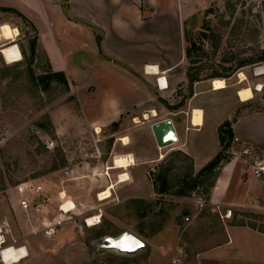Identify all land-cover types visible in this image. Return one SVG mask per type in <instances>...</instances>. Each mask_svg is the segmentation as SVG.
Wrapping results in <instances>:
<instances>
[{
    "label": "rangeland",
    "instance_id": "1",
    "mask_svg": "<svg viewBox=\"0 0 264 264\" xmlns=\"http://www.w3.org/2000/svg\"><path fill=\"white\" fill-rule=\"evenodd\" d=\"M3 23L18 30L13 44L21 54V60L7 63L0 53V222L9 241L17 244L28 241L34 249V242L51 240L31 237L25 212L17 206L16 185L28 180L40 184L49 200L30 212L52 220L61 203L58 193L71 184L73 194L82 202L78 210L66 215L69 238L62 249L70 254L69 262H54L49 252L38 250L36 264H84L86 261L87 264H195L196 243L218 230L215 215L199 203L208 201L220 166L212 173L196 176L199 171L195 172L190 161L178 153L182 151L175 149L176 142L159 148L158 152L165 155L158 163L128 169L129 179L125 182L128 190L119 192L118 187L117 194L111 195L112 187H104L103 183L113 182L120 171L109 174L110 177L101 175L108 173L103 167L111 166L114 156L128 152V144L123 151L119 139L128 138L130 133V147L137 151L140 159L146 160L152 156L155 146L150 134L137 126L140 123L118 121L99 131L100 138L93 137L91 123L77 117L79 108L68 94V86L55 80L45 85L39 80L51 72L44 69L42 59L35 62L34 28L16 12L0 8V25ZM185 32V47L191 44L195 48L190 60L185 59V71L188 67H199L202 78L213 70L227 76L226 69L234 68L243 59L257 58L264 51V0H206L202 18ZM9 43L10 40L0 37V47ZM260 63L263 62L235 69L224 78L227 88L211 95L214 100L230 104L235 101L233 119L243 113L264 111V75L253 77L251 71ZM239 73L245 75L242 82H239ZM240 87L239 99L249 101L241 103L236 97L235 91ZM191 92L190 84L181 82L168 97L158 96L161 111L183 104ZM201 114L200 110H194V124L200 123ZM110 134L114 136L109 137ZM230 146L221 151L228 160ZM171 148L174 149L169 150ZM241 151L239 166L242 174L247 175L261 157L256 149ZM83 162L101 169L87 171L90 177L85 181H71L81 176L73 169L82 167ZM162 168H169L166 173L171 188L159 194L154 191L152 175ZM101 177H105L104 181ZM193 184L195 187L189 188ZM179 191H183V195ZM124 197L127 199L121 200ZM229 209V223L245 222L264 230V209ZM95 215L99 216V224L86 226L85 220ZM126 232L142 241L144 247L133 255L103 247L104 236L117 237ZM57 254L61 253L57 250L53 258Z\"/></svg>",
    "mask_w": 264,
    "mask_h": 264
},
{
    "label": "crops",
    "instance_id": "2",
    "mask_svg": "<svg viewBox=\"0 0 264 264\" xmlns=\"http://www.w3.org/2000/svg\"><path fill=\"white\" fill-rule=\"evenodd\" d=\"M205 4L206 0H0V8L15 10L34 28L35 62L42 59L47 72L65 75L68 94L73 96L79 108L77 117L91 123L93 137L100 138L97 128L101 131L113 122L128 121V124L140 123L137 126L146 129L153 139L152 156L142 160L129 145L132 140L129 133L128 141L121 143L123 151L128 144V152L120 155L131 157L130 165L114 168L105 164L103 171L108 173L101 176L110 177L109 174L120 171L113 182L103 183L104 187H112L111 195L117 194L118 187L121 188L119 192L128 190L125 183L129 179L128 169H139L142 164L153 165L164 157V153L158 152L151 131L154 122L171 120L177 135L175 149L188 155L193 170L198 172L221 150L218 127L225 120L231 121L233 140L228 151L231 156L221 164L208 201L199 203L215 215L218 230L196 243L193 260L195 264H264V232L246 223H229L228 218H220L218 214L231 207L253 211L264 209V175L254 179L251 173L243 175L239 166L241 149L243 152L256 149L260 161L264 162V111L243 113L233 119L235 101L230 104L211 97L227 88L226 84L223 89H214V79L194 82L192 92L183 104L163 112L157 98L168 97L179 83L186 82L185 31L198 24ZM241 88L235 95L244 103L249 100L239 99L237 93ZM70 108L67 106L68 111ZM195 109L202 112L197 124L193 123ZM94 169L101 168L83 162L82 167L73 169L81 176L71 181H85L90 177L87 171ZM71 189L68 184L61 191L68 194L71 207L74 205L78 210L82 201ZM32 209L35 208L31 207L25 213L31 237L51 240L34 242V249L28 241L19 243L26 247L27 256L11 264H36L38 250L49 252V258L54 262H69L70 254L62 249L69 238L68 223L52 236L33 235L31 226L40 228L45 218L30 212ZM57 250L61 254L53 258Z\"/></svg>",
    "mask_w": 264,
    "mask_h": 264
},
{
    "label": "built area",
    "instance_id": "3",
    "mask_svg": "<svg viewBox=\"0 0 264 264\" xmlns=\"http://www.w3.org/2000/svg\"><path fill=\"white\" fill-rule=\"evenodd\" d=\"M259 88H261V86H259ZM151 171L153 172V169H151ZM251 175L254 179H261L263 177V161H257L254 164L251 170ZM14 190L17 197V206L25 213L31 207L39 209L49 200L48 195L43 189V187L33 180L23 181L19 183L14 187ZM61 192L63 191H60L58 193L61 203L57 207L56 215L53 217L52 220H43L41 222L40 228L31 226V233L33 235L42 234L47 237L52 236L61 228L63 224L66 223V215L72 212L75 209V206L73 205V208L70 207L66 210L63 209L62 206L65 205L69 200L67 199L66 195H64V197H61ZM218 214L220 218H229L231 216V209L227 208L222 214H220L219 212ZM5 254L9 255L5 257ZM14 255H17V258L13 259L12 256ZM26 256V247L24 245L17 244L16 241L10 242L4 224L0 222V262L3 264H11L15 261H18L20 258H24Z\"/></svg>",
    "mask_w": 264,
    "mask_h": 264
},
{
    "label": "trees",
    "instance_id": "4",
    "mask_svg": "<svg viewBox=\"0 0 264 264\" xmlns=\"http://www.w3.org/2000/svg\"><path fill=\"white\" fill-rule=\"evenodd\" d=\"M60 1L66 2L68 0H60ZM5 9H7V8H5ZM8 10L16 12L15 10H12V9H8ZM16 13L19 14V16L22 18L23 21L28 22L27 19L25 17H23L20 13H18V12H16ZM212 35L219 38V36L216 34L212 33ZM98 43H99V37H98ZM32 46H34V44H32ZM192 50H195V48L191 44L189 45V47H187V46L185 47V49H184L185 59L190 60ZM33 52H34V49L32 48V53ZM256 62H264V51L261 52L257 58L243 59V60L239 61L234 68L230 67L226 70H228L229 75H231L235 69L243 67V66H247L250 64H254ZM192 70H194V72H192ZM229 75H227V76L221 75L218 72L213 70L209 75H205L202 78L199 74V67L198 68L197 67L196 68L195 67H188L185 71L186 82H188V84H190V86H192V84L194 82H198V81H202V80H206V79H211V80L212 79H224L225 77H228ZM39 80L41 82H45V85H49V83L52 80H55V81H60L63 84H65L66 86H68L65 75L63 73H60V72H51L44 77H40ZM114 123L115 122H113L112 124H114ZM218 138H219L220 145L222 146V149L218 152V154L211 161H209L204 167H202L201 170H199V172L197 173L196 176H199V175L206 173V172L212 173V172H214V170L216 168L221 166V164L228 161L227 157H225V155H222L221 151L225 150V147L228 148L230 146V141L233 139V131L231 128V121L225 120L218 127ZM224 141H225V143H224ZM178 153L180 155L184 156L186 159H188L190 161L191 166H192V160L188 155H186L183 152H178ZM168 170H169V168H162L157 174L152 175V178L154 181L153 188H154V191L156 193L163 194L171 188V185H170V182L168 179V175L166 173ZM195 185L196 184H193L189 188H193V187H195ZM179 194L183 195V191H179ZM238 223L239 224H245V222H238ZM248 226L255 228L261 232H264V230L258 229L256 227H254L253 225L248 224Z\"/></svg>",
    "mask_w": 264,
    "mask_h": 264
},
{
    "label": "water",
    "instance_id": "5",
    "mask_svg": "<svg viewBox=\"0 0 264 264\" xmlns=\"http://www.w3.org/2000/svg\"><path fill=\"white\" fill-rule=\"evenodd\" d=\"M253 77L264 75V62L255 65L251 69ZM156 144L159 148L168 147L177 142V135L170 119H162L151 125ZM103 247L114 248L121 253L133 255L144 247V243L132 235L123 233L117 237L104 236L102 238ZM86 261L84 264H87Z\"/></svg>",
    "mask_w": 264,
    "mask_h": 264
},
{
    "label": "bare ground",
    "instance_id": "6",
    "mask_svg": "<svg viewBox=\"0 0 264 264\" xmlns=\"http://www.w3.org/2000/svg\"><path fill=\"white\" fill-rule=\"evenodd\" d=\"M18 33V30L16 28H11L7 23H3L0 25V37L5 40H10L11 43L8 45H4L0 47V53L2 54L3 58L7 63H15L19 60H21V54L17 47V45H14V36H16ZM148 68V67H147ZM240 82L244 81L245 75L243 73H239ZM213 87L214 89H223L226 87V82L224 79H214L213 81ZM260 86V85H259ZM259 90V89H258ZM155 112L153 111L152 114ZM97 133L100 131L99 128L96 129ZM119 140L122 141V143H126L128 141L127 137H122ZM131 157H128L127 155H117L113 158L112 165L114 168H121L125 166H129L131 163ZM110 169V168H109ZM66 195L65 192H61V197H64ZM72 206V202L69 200L65 205L62 206L63 209H68ZM73 208V207H72ZM99 216L95 215L94 217H89L86 219V226L92 227L99 224ZM9 254H5V257H7ZM13 259L17 258V255L12 256Z\"/></svg>",
    "mask_w": 264,
    "mask_h": 264
}]
</instances>
